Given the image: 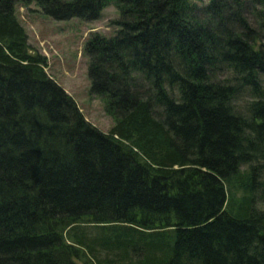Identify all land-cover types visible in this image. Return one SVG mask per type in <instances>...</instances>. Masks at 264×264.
Returning a JSON list of instances; mask_svg holds the SVG:
<instances>
[{
  "label": "trees",
  "instance_id": "16d2710c",
  "mask_svg": "<svg viewBox=\"0 0 264 264\" xmlns=\"http://www.w3.org/2000/svg\"><path fill=\"white\" fill-rule=\"evenodd\" d=\"M95 21L85 120L16 6ZM240 102V103H239ZM264 0H0V264H264Z\"/></svg>",
  "mask_w": 264,
  "mask_h": 264
},
{
  "label": "rangeland",
  "instance_id": "374dc122",
  "mask_svg": "<svg viewBox=\"0 0 264 264\" xmlns=\"http://www.w3.org/2000/svg\"><path fill=\"white\" fill-rule=\"evenodd\" d=\"M198 6L209 0H191ZM16 17L24 28L31 49L46 58L47 74L73 99L87 122L103 133L114 125L106 115L102 102L90 94L88 58L84 48L93 33L111 37L116 31L112 24L118 19L113 5H109L95 21L71 18L56 21L45 16L35 4L16 6ZM240 103V102H239ZM264 209V204L258 207ZM77 264H82L80 261Z\"/></svg>",
  "mask_w": 264,
  "mask_h": 264
},
{
  "label": "bare ground",
  "instance_id": "6f19581e",
  "mask_svg": "<svg viewBox=\"0 0 264 264\" xmlns=\"http://www.w3.org/2000/svg\"><path fill=\"white\" fill-rule=\"evenodd\" d=\"M17 11V10H16ZM17 14V13H16ZM69 94V93H68Z\"/></svg>",
  "mask_w": 264,
  "mask_h": 264
}]
</instances>
